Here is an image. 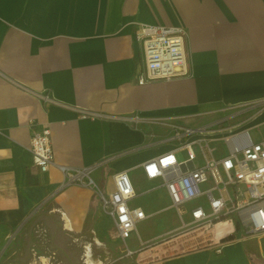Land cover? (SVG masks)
Returning <instances> with one entry per match:
<instances>
[{
	"label": "crops",
	"instance_id": "1",
	"mask_svg": "<svg viewBox=\"0 0 264 264\" xmlns=\"http://www.w3.org/2000/svg\"><path fill=\"white\" fill-rule=\"evenodd\" d=\"M146 24L182 28L187 74L138 83L145 63L137 33ZM263 101L264 0H0V264H105L111 245L119 256L110 264H252L243 245L256 238L220 254L173 253L170 243L133 248V235L125 246L137 253L125 257L97 189L68 183L60 166L92 169L100 188L107 166L109 194L113 174L128 171L135 184L144 162L173 148L174 126L209 128L231 107ZM131 116L141 123L123 119ZM263 123L264 109L244 128L217 126L191 139L221 141L222 156L231 134L264 140L252 134ZM46 129L55 156L42 172L31 139ZM150 182L169 208L165 188ZM156 205L147 204L156 214L149 220L163 211ZM167 232L141 237L153 244Z\"/></svg>",
	"mask_w": 264,
	"mask_h": 264
},
{
	"label": "built area",
	"instance_id": "2",
	"mask_svg": "<svg viewBox=\"0 0 264 264\" xmlns=\"http://www.w3.org/2000/svg\"><path fill=\"white\" fill-rule=\"evenodd\" d=\"M137 39L143 45L145 70L138 76L140 85L154 80H171L187 74V56L182 28L170 25H141ZM46 102L54 99L49 94H38ZM136 125L139 116L123 117ZM174 126L168 140L172 149L142 164L145 178L157 181L167 191L169 208L175 210L181 224L151 244L139 241L149 249L155 244L170 243L173 253L200 248H212L218 254L236 242L264 236V140H246L249 133L241 131L224 138L228 152L216 156L206 138L192 140L195 133L216 128ZM31 152L34 164L47 172L54 164L51 131L33 135ZM186 152V158L178 154ZM210 152V154H209ZM68 183H83L97 189L102 208L114 221L117 235L126 244L138 228V223L155 216L149 206H134L131 201L139 196L128 171L113 174L114 190L106 194L92 178V169L70 170L60 166ZM147 211H146V209ZM136 251L127 246L124 256L132 257Z\"/></svg>",
	"mask_w": 264,
	"mask_h": 264
},
{
	"label": "rangeland",
	"instance_id": "3",
	"mask_svg": "<svg viewBox=\"0 0 264 264\" xmlns=\"http://www.w3.org/2000/svg\"><path fill=\"white\" fill-rule=\"evenodd\" d=\"M263 109L264 101L256 105H251L249 109L246 110L231 107V109L226 111L229 116L225 117V120L222 119V123L218 125V130H220L219 132H221V129L225 127H234V130H237L242 127L244 128L247 122H249L251 119L253 120L259 113H261ZM252 134L255 137H264V123L254 127L252 129ZM201 144L202 146H205L207 148L208 144H210L212 147L217 146L219 151L216 153L214 152L215 155L223 151V144L221 141H202ZM186 156V152H181L178 154V157L180 159H184L186 158ZM101 168H103L101 172V189L105 193L110 191V169L107 166ZM135 184L141 196L136 198L134 203L146 207L148 203L155 202L157 203L156 206L159 207V211H163H161L160 214H158L155 218L151 220L147 219L138 223V228L134 233V236L128 242V244L131 245L133 248L138 247L140 235L143 236L145 240H148L149 238H152L157 234L167 232L176 225L177 227H179L181 224V220L179 219V217H175L173 210L168 208L167 201L161 198V194H163V191L161 189H159L160 191L153 190L152 183L148 181L143 174L135 175ZM155 198H159L158 201L155 200ZM38 231L40 234L42 231V239H44L43 230L38 229ZM119 245L125 246V243H120ZM243 246L245 250L249 252L250 258L252 259V264H264V237H262L261 239L256 238L254 240H249L247 243H244ZM15 247L17 250L20 249V247L18 248V246ZM109 248L111 249V254L110 256H108V260L104 262L105 264L113 263L114 260H117V257L119 256L117 246L111 245ZM22 251H24V249ZM7 264H18V261L9 259L7 261Z\"/></svg>",
	"mask_w": 264,
	"mask_h": 264
},
{
	"label": "water",
	"instance_id": "4",
	"mask_svg": "<svg viewBox=\"0 0 264 264\" xmlns=\"http://www.w3.org/2000/svg\"><path fill=\"white\" fill-rule=\"evenodd\" d=\"M115 264H122L121 262H117V263H115Z\"/></svg>",
	"mask_w": 264,
	"mask_h": 264
}]
</instances>
